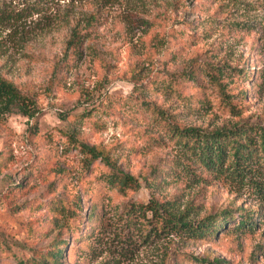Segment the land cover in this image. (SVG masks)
<instances>
[{"label":"rangeland","instance_id":"374dc122","mask_svg":"<svg viewBox=\"0 0 264 264\" xmlns=\"http://www.w3.org/2000/svg\"><path fill=\"white\" fill-rule=\"evenodd\" d=\"M74 29L83 35L77 55L66 49ZM212 66L239 113L202 75L177 80ZM0 75L38 107L34 118L0 117V153L9 156L0 171V262L39 259L67 240L62 264H264V201L252 187L261 183L264 193V167L245 183L202 180L196 170L151 185L180 154L159 143L163 127L147 109L208 130L264 124V0H0ZM70 134L111 150L139 188L105 185L109 168L88 166ZM152 199L191 205L198 219L238 211L211 241L132 238L120 215ZM58 202L71 218L57 213ZM239 210L253 212L256 226L245 234L233 228ZM93 211L105 214L108 249L88 253L78 238Z\"/></svg>","mask_w":264,"mask_h":264},{"label":"trees","instance_id":"16d2710c","mask_svg":"<svg viewBox=\"0 0 264 264\" xmlns=\"http://www.w3.org/2000/svg\"><path fill=\"white\" fill-rule=\"evenodd\" d=\"M82 45L83 35L74 29L71 38L67 41L66 49L77 55L80 54ZM215 70L216 68L213 66L192 67L188 71L179 73L177 80L198 82L202 75L207 86L211 85L217 88L219 97H222L221 102L231 111L239 113V109L232 108L236 104L229 100L230 94L223 89L222 82L218 81L222 74ZM147 109L154 121L163 127L164 138L159 140V143H163V146L171 144L180 154L177 159L164 163L162 169H156L154 182L151 185L167 184L181 176L182 173L192 172V175L195 176L196 170L199 171L198 177L202 180H204L202 174L206 173L216 179L230 177L245 183V178L248 175L254 173L258 167H264V124L237 122L231 127L208 130L171 123L163 117L159 108ZM14 113L34 118L38 114L37 103L31 96L24 94L12 81L0 75V117ZM70 137L73 139L74 147L83 152L88 166L99 161L109 168V172L103 178L105 185L123 194L130 189L139 188L140 184L135 177L119 169L118 160L114 158L111 150L104 149L99 145L90 146L78 140L73 134H70ZM8 163L9 156L1 152L0 171L5 170ZM250 180L248 179L247 182ZM252 187H254V193L260 195V199L264 201L262 184H254ZM55 208L60 216L67 217L68 220L69 211L65 210L64 204L58 202ZM193 209L194 207L191 205L181 209L177 200L158 201L152 199L148 204L129 205L124 215H120V217L123 218L124 225L130 229L132 238L150 242L175 237L185 242H198L219 238V231L223 230L224 225L235 219L236 211H238L227 209L220 214H210L198 219L192 216ZM252 214L253 212L248 214L239 210V220L234 224V230L245 234L255 228L256 224ZM83 221H86L85 224L88 227L83 234H79L81 236L78 239L87 247L86 251L94 253L97 246L108 249V240L104 233L106 229L105 214L102 212L96 214L93 211L83 215ZM61 244L64 248L61 249L59 244L58 247L52 248L39 259L19 260L18 263L62 264L63 259L69 254L67 251L69 243L65 240ZM183 255L185 254L181 256ZM191 259L194 261L198 259L203 264H221L219 260L211 262L199 258ZM187 261L189 262L190 259ZM0 264L4 263L0 262Z\"/></svg>","mask_w":264,"mask_h":264}]
</instances>
